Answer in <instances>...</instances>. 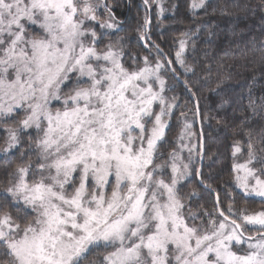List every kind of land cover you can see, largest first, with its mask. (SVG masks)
<instances>
[{
	"label": "snow or ice",
	"instance_id": "snow-or-ice-1",
	"mask_svg": "<svg viewBox=\"0 0 264 264\" xmlns=\"http://www.w3.org/2000/svg\"><path fill=\"white\" fill-rule=\"evenodd\" d=\"M189 7L195 14L210 4ZM150 24L146 15L141 39ZM120 26L100 0H0V153L27 158L2 193L15 214L0 208V264H264V210L236 217L218 193L209 210L198 191L183 192L197 177L216 191L202 171L203 129L192 144L181 111L183 130L168 139L182 106L166 77L195 97L180 81L196 74L185 58L190 40L195 52L191 34L182 33L175 61L154 44L160 58L141 65L123 38L100 47ZM248 107L260 116L264 100L257 105L249 94ZM248 147L237 162L240 142L233 145V186L264 202V157ZM94 253L102 255L91 260Z\"/></svg>",
	"mask_w": 264,
	"mask_h": 264
},
{
	"label": "trees",
	"instance_id": "trees-1",
	"mask_svg": "<svg viewBox=\"0 0 264 264\" xmlns=\"http://www.w3.org/2000/svg\"><path fill=\"white\" fill-rule=\"evenodd\" d=\"M105 2L112 7L121 25L120 30L110 36L122 37L125 52L139 54L141 65L145 56L153 64L160 58L156 55L154 44L162 49L163 58L166 59V54L175 61L179 41L184 38L182 33H190L195 41V52H192L190 40L185 58L196 74L180 75L182 80H188L195 97L186 92L171 74L166 77L169 84L176 86L182 106L176 111L179 119L170 121L168 139L175 141L182 132L184 117L180 116V112L183 111L193 125L195 136L191 143L199 146L201 131L194 115L197 102L205 138L204 178L216 191L205 190L194 178L183 192L198 191L203 197L199 203L209 210H212L215 193H218L225 214H228L227 209L231 205L236 217L262 209L264 202L260 198L245 197L241 190L234 188L232 151L233 145L240 142L243 157L247 159L251 143L253 153L264 157V113L251 118L252 111L248 107L249 94L257 105L264 100V10L260 7L264 0H208L210 7L207 11L196 10L195 14L189 7L191 0H149V6H145L143 0ZM161 6L164 9L162 14ZM150 12L151 27L148 32L143 30L147 35L141 39L142 33L138 28ZM172 67L176 68L177 74L184 72L178 63ZM219 79L225 81L223 91H216ZM167 94L171 96L173 93ZM206 116L211 119L206 120ZM246 118H251L250 123H243ZM2 136L3 133H0V147H3ZM170 150V147L166 148V151ZM26 162L27 158L22 159L18 152L7 156L0 154V208L12 211L13 215L15 210L10 208L2 193L9 186V173ZM253 232L246 230L245 234Z\"/></svg>",
	"mask_w": 264,
	"mask_h": 264
},
{
	"label": "rangeland",
	"instance_id": "rangeland-1",
	"mask_svg": "<svg viewBox=\"0 0 264 264\" xmlns=\"http://www.w3.org/2000/svg\"><path fill=\"white\" fill-rule=\"evenodd\" d=\"M95 2H96V0H93V3H95ZM100 3H101V5H102V4L104 3V0H100ZM100 12H101L102 14L99 16V19H100L101 21H104V20L107 18V13L104 12L103 8H101ZM108 31L111 33V30H108ZM139 36H140V35H139ZM119 38H122V37L113 38L112 36L109 35V36L105 37V39H104V43L101 44L100 47L103 48L104 45L107 44V43L109 42V40L115 41V40H118ZM181 79H182V78H181ZM182 81H183V80H182ZM0 154H3V153H0ZM245 160H246V158L243 157V150L241 149V153L238 154V161H237V162H244ZM258 198H259V197H258ZM262 210H264V207H263L262 209L260 208V209L257 210V211H251V212H249L248 214H254V213H257V212L262 211ZM249 228H251V226H249ZM253 230H254V229H253ZM237 247H240V246L238 245ZM245 247H246V245H245ZM94 254H96V253H94ZM101 255H102V253H97L94 257H91L90 259H91V260H98V258H99Z\"/></svg>",
	"mask_w": 264,
	"mask_h": 264
},
{
	"label": "water",
	"instance_id": "water-1",
	"mask_svg": "<svg viewBox=\"0 0 264 264\" xmlns=\"http://www.w3.org/2000/svg\"><path fill=\"white\" fill-rule=\"evenodd\" d=\"M149 19L152 20L151 19V12L149 14ZM150 27H151V24L147 27V32L150 30ZM165 57H166V59H169V57L166 54H165ZM180 81H182L181 78H180ZM196 106H197V102H196ZM197 121H198L199 129L201 131V129H202V120H201V115L200 114H199V116H197ZM203 150H204V154H205V138H204V135H203ZM204 161H205V159H204ZM199 167H201L200 164H199ZM202 171H203V167H202ZM197 179L199 180L198 177H197ZM216 196H217V193H215V198H216Z\"/></svg>",
	"mask_w": 264,
	"mask_h": 264
}]
</instances>
